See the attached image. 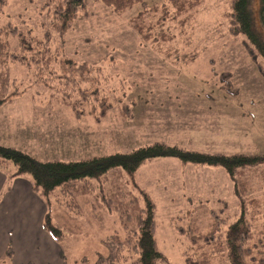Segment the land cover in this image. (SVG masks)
<instances>
[{
  "label": "rangeland",
  "instance_id": "rangeland-1",
  "mask_svg": "<svg viewBox=\"0 0 264 264\" xmlns=\"http://www.w3.org/2000/svg\"><path fill=\"white\" fill-rule=\"evenodd\" d=\"M46 1L8 0L0 22L11 21L23 28L36 26L34 33L41 38L49 27L50 52H63V63L73 59L77 74H81L78 67L87 63L92 74H98L87 80L101 82L99 88L110 95L113 106L102 113L99 108L92 111V105L87 104L84 114L78 116L64 101V91L54 75L43 73L40 77L34 68L10 60L18 40L3 34L0 143L26 150L41 160L66 161L127 152L156 141L205 152H264V73L243 46V36L229 32L226 16L230 0H201L181 20H167L165 27L176 38L161 42L162 46L153 41L152 33L148 32L151 37L144 40L135 28L139 5L116 13L91 0L87 15L81 14L62 37L52 26ZM160 15H145L146 29ZM196 50L199 56L193 61L178 57ZM64 66L58 75L62 70L70 72L68 67L72 69L71 65ZM223 80L234 93L223 89ZM0 169L7 176L17 168L10 162ZM19 177L32 178L29 174ZM9 181L13 183L12 178ZM90 181L93 190L74 193L80 213L60 188L48 199L34 190L46 201L45 213L51 214L63 235L53 237L43 223L39 230L31 224L25 228L45 231L55 244L33 239L16 243L13 239L11 230L16 228L18 216L28 215V199L21 203L24 210L16 208L17 203L4 209L2 230L8 234L1 244L11 245L14 252L9 257L6 248L0 251V264H22L23 258L28 262L24 264H96L98 254H107L103 240L114 233L124 234L121 212L143 207L144 193L156 204L159 249L171 264H187L185 257L194 245L176 225L195 223L200 232H206L213 211L222 210L221 215H230V219L240 212L232 182L220 166L156 157L141 164L134 174L117 168L100 186L96 179ZM250 185L253 190L249 195L260 197L264 184L259 173L251 176ZM6 186L8 190L11 185ZM5 191L6 187L1 195ZM103 191L108 202L101 195ZM2 198L0 204L5 201ZM256 218L264 221L258 212Z\"/></svg>",
  "mask_w": 264,
  "mask_h": 264
},
{
  "label": "trees",
  "instance_id": "trees-1",
  "mask_svg": "<svg viewBox=\"0 0 264 264\" xmlns=\"http://www.w3.org/2000/svg\"><path fill=\"white\" fill-rule=\"evenodd\" d=\"M94 1L103 3L116 13H122L139 5L135 16L137 21L135 28L144 40H149L150 33H152L153 41L158 42L160 46H162L161 42L176 38L173 32L166 29L165 22L171 19L181 20L182 15L196 9L201 3V0ZM7 3L8 0L0 1V15L4 13ZM90 3L91 0H47L44 5L50 9L53 16L52 26L63 37L81 14L87 15ZM157 12H161V15L156 23H151L146 29L145 15ZM226 19L229 32L243 36V46L257 68L264 73V0H230V11ZM156 26L159 30L153 31ZM21 27L11 21L3 25L0 22V54L5 50L1 35L16 37L18 46L9 54L10 60L19 62L29 69L34 68L40 77L43 73L54 75L61 90L64 91V101L70 103L78 116L84 114V106L87 104L92 105V111L99 108L102 113L113 106L112 101L109 100L110 95L108 93L104 95V88H99L101 82L90 81L89 83L87 80L91 75L98 76L97 73L92 74L91 67H88L87 63L78 67L81 68V74H77L73 71L77 67L73 59H67L63 63V52L57 49H55L57 52L55 55L50 52L49 27L45 30L43 36L45 38L34 33L36 26ZM45 42L46 45H44ZM198 56L197 50L178 55L186 62H189L187 60L193 61ZM66 64L71 65L72 69L68 67L70 72L66 74V70H62L58 75V71ZM85 73L88 77H85ZM223 82L225 91L235 92L229 83H225L224 80ZM156 157H175L184 163L223 167L232 182V194L238 201L240 212L237 215L233 214L232 219L230 215L223 217L222 210L213 211L212 220L206 232H200V228L195 223H190L188 227L175 226L179 233L188 235L191 245H194V250L187 253L185 257L187 264H214L215 260L219 264H264V221L258 222L256 218L257 212L264 216V189L260 197L249 195L253 190L250 185L252 175L259 173L264 184V152H205L185 148L178 144L156 141L127 152H113L66 161L41 160L26 150L0 143V168L6 167L10 162L14 163L17 168L15 172L7 175V185H10L11 178L29 174L32 177L29 178L32 181L33 191H37L42 198L44 196L48 199L57 188H60L66 199L71 197L74 203L72 206L75 207L74 210L77 213L81 212V208L78 203L74 202V193L93 190L91 179H96L100 186L111 171L122 168L127 173L134 174L141 164ZM82 183L83 187L79 188ZM101 195L108 202L109 199L104 191ZM142 198L145 202L143 207L138 205L134 212H130L128 208L121 212L120 221L124 234L114 233L103 240L107 254H98L96 264L127 262L131 264H171L158 247L156 204L148 194L144 193ZM43 227L53 237L57 235L59 238L63 235L62 228L53 223L48 211L44 216ZM6 251L7 256L12 257L14 250L11 245Z\"/></svg>",
  "mask_w": 264,
  "mask_h": 264
},
{
  "label": "crops",
  "instance_id": "crops-1",
  "mask_svg": "<svg viewBox=\"0 0 264 264\" xmlns=\"http://www.w3.org/2000/svg\"><path fill=\"white\" fill-rule=\"evenodd\" d=\"M6 185H7V176L0 169V192L2 193L6 187V191L4 192V194L1 195L0 193V199L3 197L4 199L3 198L2 199L5 200L0 204V251L2 252L4 248H6L7 250L8 247L1 244L2 239L6 238L8 234L7 233L8 231L6 232L2 230L3 220L5 218L4 215L2 214L3 210L4 209L6 210L8 207L12 206V204H16V203H17L16 208H20L24 210L23 206L21 208L22 205L21 203L23 200L26 199H28L27 201H29L27 207L29 208L28 215H26L25 217L22 215L18 216L16 222L14 223L17 229L12 228L11 230V232H14V235H12L13 239H15L16 243H18V241H20L21 243V241L23 240L33 239V240H45L47 242H51L52 244H55V241H53V239L51 240V237L48 236V234L45 231H41V232L38 231L40 226H42L43 217L47 207L45 205V201L40 196L36 195V193L33 191L31 179L25 177H16L13 179V183L10 184L11 186L9 187L8 190H7L8 186ZM13 197L16 198V200ZM14 213L15 215H18L16 210ZM27 224L28 225L31 224L35 226L38 230L35 229L36 232H34L32 230L33 229L32 226L31 228L30 226L29 228H25V226L27 227ZM2 231L5 232L6 234L5 235L2 234L1 233ZM25 247L27 248V246ZM24 255H26L27 258L28 255L26 253H24ZM14 256L16 259H18L19 255L15 253ZM26 261L27 260H24L23 258V261L20 263L24 264Z\"/></svg>",
  "mask_w": 264,
  "mask_h": 264
}]
</instances>
